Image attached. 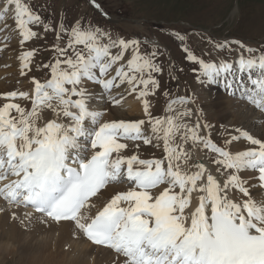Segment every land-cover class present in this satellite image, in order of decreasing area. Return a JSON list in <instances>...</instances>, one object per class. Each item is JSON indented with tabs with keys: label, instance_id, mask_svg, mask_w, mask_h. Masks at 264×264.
I'll return each instance as SVG.
<instances>
[{
	"label": "snow or ice",
	"instance_id": "1",
	"mask_svg": "<svg viewBox=\"0 0 264 264\" xmlns=\"http://www.w3.org/2000/svg\"><path fill=\"white\" fill-rule=\"evenodd\" d=\"M9 18L21 45L39 37L34 27L56 32L58 41L54 62L44 65L50 78L33 77L31 94L11 91L3 98L12 102L0 106V199L32 209L23 216L12 211L13 221L26 230L36 221L70 222L74 236L114 252L121 264H264V197L255 199L241 175L254 173L264 188V138L236 128L239 135L218 146L200 134L210 125L201 123V108L189 106L190 96L169 99L165 115L154 116L149 97L160 87L154 74L163 72L158 44L148 51L147 40L79 19L49 25L29 0H0V32L10 27ZM234 43L244 50L235 62H206L187 46L183 51L198 65L199 83H222L264 111V47ZM34 56L33 50L20 55L22 75ZM132 95L146 119H104ZM18 100L30 101V110ZM241 138L251 147H228ZM154 140L157 147L163 143L164 159L124 154L129 141ZM198 145L207 150L208 166L193 160ZM116 183L129 188L93 213V198ZM193 193L198 206L186 213Z\"/></svg>",
	"mask_w": 264,
	"mask_h": 264
},
{
	"label": "rangeland",
	"instance_id": "2",
	"mask_svg": "<svg viewBox=\"0 0 264 264\" xmlns=\"http://www.w3.org/2000/svg\"><path fill=\"white\" fill-rule=\"evenodd\" d=\"M235 2L236 0H96V3L100 4L99 9L90 0H33L31 4L47 19L49 25L58 26L61 22H72L79 19L85 24L92 23L102 26L113 31L115 35L129 39L137 38L141 41H148L156 37L162 48L159 47L158 49L157 63L161 65L163 72L162 74H154L160 82V87L154 98L149 97V99H153L151 103L153 115H165L169 99L183 96L179 89V81L175 83L176 87L174 84L172 85V88L175 89L171 88V91L168 92L172 83L170 80L182 79V90L188 93L187 96L197 100V108L202 109L203 120L207 118L206 123L210 125L209 131L217 141L224 144L229 136L223 133L225 125L222 123L221 114L216 108V97L219 89L216 88L217 92L214 94L211 87L202 85L197 81L196 76L199 67L187 60L183 47H189L198 58L204 59L206 62L216 61L218 57V59L224 58L228 61H236L241 52L244 51L234 43L237 40L252 48L264 47V0H239L238 10L235 7ZM104 13H107V16ZM103 20L108 21L103 22ZM9 25L10 27L3 36L4 38L11 28V19H9ZM191 29L192 32L200 35L196 36L197 34L192 33L189 35ZM34 30L39 33V37L36 38V41H33V48L31 49L37 55L33 75L35 74L37 78H41L43 82L50 78V69L45 68L44 65L54 62L56 54L53 46L58 42L56 39L57 33L53 31L45 32L42 27H34ZM177 32L186 34L184 42L176 38L175 34ZM172 39H175V42ZM18 40L19 38L11 39L10 45H14L2 52V57H5L4 54L15 55L16 51V54L19 51L22 52V47L30 45L28 43L17 45ZM217 44H226L227 47L221 49L216 46ZM143 48L148 51L153 50L149 44L144 45ZM163 49L168 50L171 54ZM244 55L247 56V53L244 52ZM194 65H196L195 68ZM13 68L11 67L8 70ZM29 76L31 77V70L27 72L26 76H20L23 79L21 82L29 83V81L27 82ZM8 79H11V77H8ZM9 82H11L9 83L11 89L18 92L23 89V86L27 85L18 84V81ZM165 93L169 95L166 96ZM128 99L129 97L124 109L122 107L115 108L117 112L113 114L114 118H110V120L134 121L146 119L145 116L131 115ZM0 102L3 101L0 100ZM190 107L194 109L193 106L190 105ZM211 118H215V120L211 121ZM104 119L106 120V117ZM145 127L149 133L150 126L146 125ZM243 127L246 129L247 126L244 125ZM253 131L259 133L256 128H253ZM150 145L151 148L146 152L144 158H160L164 153L163 143L159 142V147H157V141L154 140ZM148 146L144 145V147ZM141 147L142 144H138L137 149L134 147L128 151H138ZM127 155H131V152ZM256 189H259V187H256ZM24 242L34 245L33 248H28L26 253L20 251L21 254L15 249L7 253L0 251V264H26V258L31 260L34 254L33 249L37 245L36 241L28 238ZM47 244L51 251L56 250L55 247H51L49 241ZM2 256H7L8 259L2 261Z\"/></svg>",
	"mask_w": 264,
	"mask_h": 264
},
{
	"label": "bare ground",
	"instance_id": "3",
	"mask_svg": "<svg viewBox=\"0 0 264 264\" xmlns=\"http://www.w3.org/2000/svg\"><path fill=\"white\" fill-rule=\"evenodd\" d=\"M10 19V18H9ZM3 25H0L2 27ZM19 38L14 30V26L11 25L9 32L5 36V40L7 43L3 44V36H0V94L9 93L11 91H17L11 89L9 81H18V84H27L23 86L22 90L31 94L34 85L32 84V78L35 77L33 75L35 59L36 56L33 57L30 67L31 69V77L27 79V82H21L23 79L20 78L21 74V62L20 55L24 51L31 50L33 48V41H36V38L32 41L28 42L29 46L22 47L23 51L16 54H4L5 57H2V52L8 49V47H12L10 45L11 39ZM15 41V40H14ZM19 41V40H18ZM153 41V42H151ZM2 43V44H1ZM20 43L17 42V45ZM62 43V42H61ZM153 43L157 44L156 39L149 40V44ZM27 44V43H26ZM4 58V59H3ZM223 59H217V61H221ZM9 63V64H7ZM7 64V65H6ZM14 67L13 69L8 70L9 68ZM13 72V73H12ZM26 76V75H25ZM11 77V79H8ZM5 78V79H4ZM25 78V77H24ZM4 79V80H3ZM41 81V78H36ZM42 82V81H41ZM29 84V86H28ZM219 84V83H218ZM217 84L210 85L211 87H215ZM218 95L216 97V108L221 114L222 123L225 125L223 127V133L226 136H229L228 139H231L232 135H239V133L235 132L236 128H240L242 130L249 131L250 134L254 135L256 138H264V117L261 114H256V110L252 105L247 102L245 99L240 98V95L229 96L228 90L224 93L222 89L218 88ZM217 92V91H216ZM186 96V95H184ZM128 99V107L130 108L131 115L144 116L142 111V102L135 98V95L127 96L123 105L121 106L124 109V105ZM154 98V96L152 97ZM150 104L153 102V99H149ZM12 102V101H7ZM6 102V103H7ZM21 104L22 107L27 108V104L30 101L18 100L14 101ZM5 102H0V106H2ZM210 104V103H209ZM190 106V105H189ZM194 110L197 109V106L192 104ZM207 107V105H206ZM128 111V109H126ZM116 111H112L109 113L110 118H114L113 114ZM251 112V114H250ZM15 113L13 112V115ZM219 114V115H220ZM16 115V114H15ZM107 115V114H106ZM105 115V117H107ZM248 118V119H247ZM195 119V117H193ZM215 118H211L213 120ZM247 119V120H245ZM201 123L207 122V118L203 120L202 115H200ZM226 123V124H225ZM228 124V127H227ZM244 125H246V129H244ZM146 126V125H145ZM253 128L259 133H255ZM146 135H151V132L148 133V130L145 127ZM201 135L210 136L213 142L217 143L218 146H225L221 141H217L215 136L209 131V128H204L201 130ZM225 138V137H224ZM129 144V148L125 150V153L128 152L129 149H133L138 144H143L142 141L139 142H127ZM187 147L191 148V144ZM231 150H245L248 147H251L248 142L244 139H240L238 141H234L232 145L228 146ZM133 151V150H130ZM138 152V151H135ZM207 150L202 149V146H197L193 149V160L203 162L208 166V156L206 155ZM243 178L248 180V185H250V193L251 195L260 200L264 197V188L259 187L258 179L256 178L254 173L245 172L241 174ZM246 185V186H248ZM259 187V189H256ZM129 188V185L126 184H117L111 185L106 188L103 192H101L93 202L96 207L92 209V212L103 206L104 203L107 202L112 196H114L119 191H125ZM160 189L155 190L159 192ZM198 194L193 193V203L190 209L186 210L187 212L193 211L196 206H198ZM16 211L18 215L23 216L24 212L30 210L24 209H14L8 205H6L2 199H0V251L7 253L12 249L17 250L18 253L20 251L26 253L28 252V248H33L34 245L24 242L25 239H34L36 241V246L33 249V256L30 258H26V264H121L122 258H118L116 254H113L111 251L102 248H95L90 243L84 240L82 236L73 235V228L70 223H61L59 225L52 224H43L39 221H36L34 225L29 229H24L20 226L18 221H13L11 219V212ZM33 214V213H32ZM33 216H38L33 214ZM6 239V241H5ZM23 241V242H22ZM44 241V242H43ZM51 243V247H55V251H51L47 242ZM21 254V253H20Z\"/></svg>",
	"mask_w": 264,
	"mask_h": 264
}]
</instances>
